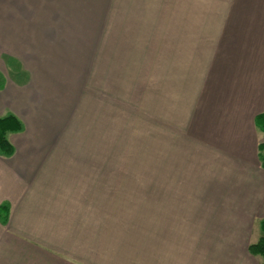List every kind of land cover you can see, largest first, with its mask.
Segmentation results:
<instances>
[{
	"label": "crops",
	"instance_id": "1",
	"mask_svg": "<svg viewBox=\"0 0 264 264\" xmlns=\"http://www.w3.org/2000/svg\"><path fill=\"white\" fill-rule=\"evenodd\" d=\"M35 1L0 0V45L17 53L1 60L15 62L11 75L36 77L25 61L57 58L40 55L33 38L55 43L58 0L43 6L52 23L31 15ZM187 5L228 13L229 26L213 48L184 146L170 154L175 179L161 168L157 185L136 189L130 169L120 179L102 148L65 147L63 126L29 130L35 116L46 120L33 107L40 86L34 91V78L11 85L0 70L8 99L0 112L10 109L24 125L8 135L13 155H0V264H264L249 251L263 236L264 132L256 118L264 113V0ZM30 45L38 53L25 55Z\"/></svg>",
	"mask_w": 264,
	"mask_h": 264
},
{
	"label": "rangeland",
	"instance_id": "2",
	"mask_svg": "<svg viewBox=\"0 0 264 264\" xmlns=\"http://www.w3.org/2000/svg\"><path fill=\"white\" fill-rule=\"evenodd\" d=\"M49 1L36 0L39 11L31 15L52 23L54 13L43 10ZM57 2L55 29L60 33L55 43H45L44 35L33 38L37 41L33 47L41 49L40 55L53 51L57 58L25 61L33 65L38 76L11 75L15 62L7 66L1 60L7 62L9 50L4 46L12 45H0V70L7 74L4 78L11 85L34 78L29 82L34 91L40 86L36 89L39 103L33 107L46 120L39 121L34 115L29 130L40 128L39 122L50 131L63 126L66 139L70 138L65 147L70 142L69 147L77 149L102 148L105 163L119 168L120 179L128 178L126 169H130L129 178L136 180V189L141 181L157 185L161 168L168 180L175 179L170 154L184 146L186 125L198 102L213 48L229 26L228 13L185 9H194L187 5L191 3L237 0ZM30 47L25 55L38 53ZM4 95L0 94V107L8 101ZM15 108L11 106V110ZM9 110L0 112L1 116L9 115ZM28 114L34 113L29 110ZM59 143L64 146L63 140Z\"/></svg>",
	"mask_w": 264,
	"mask_h": 264
},
{
	"label": "trees",
	"instance_id": "3",
	"mask_svg": "<svg viewBox=\"0 0 264 264\" xmlns=\"http://www.w3.org/2000/svg\"><path fill=\"white\" fill-rule=\"evenodd\" d=\"M3 86L0 84V87ZM257 127L264 132V113L256 118ZM24 125L15 115L9 114L5 117H0V155L10 157L14 153L13 145L10 143L8 135L22 132ZM263 155L261 156V164L264 169V144L259 146ZM261 228L264 233V220L261 222ZM249 251L255 256H259L264 260V236L255 244L250 245Z\"/></svg>",
	"mask_w": 264,
	"mask_h": 264
}]
</instances>
